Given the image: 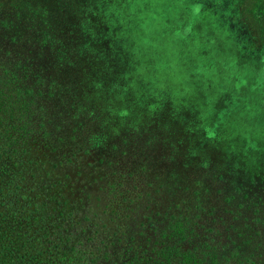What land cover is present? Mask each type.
Here are the masks:
<instances>
[{
	"label": "rangeland",
	"instance_id": "374dc122",
	"mask_svg": "<svg viewBox=\"0 0 264 264\" xmlns=\"http://www.w3.org/2000/svg\"><path fill=\"white\" fill-rule=\"evenodd\" d=\"M53 17L91 36L89 58L58 75L81 97L63 107L77 130L59 131L72 188L142 249L151 238L264 264V0H0V50L43 49ZM41 32L42 46L28 37Z\"/></svg>",
	"mask_w": 264,
	"mask_h": 264
},
{
	"label": "trees",
	"instance_id": "16d2710c",
	"mask_svg": "<svg viewBox=\"0 0 264 264\" xmlns=\"http://www.w3.org/2000/svg\"><path fill=\"white\" fill-rule=\"evenodd\" d=\"M72 6L55 9L64 10L71 20ZM56 20L48 23L43 49L0 50V264H223L216 256L151 238L144 249L135 236L127 242L118 235L125 223L120 215L92 206L91 196L72 188L67 173L63 177L70 167L60 166L64 137L59 131L77 130L64 123V102L75 103L81 97L72 92L77 91L76 80H59L63 69L69 72L72 66L63 68L60 62L89 58L90 49L80 43L91 36L85 32L83 40L77 38L81 33L76 29L67 34L57 25L60 18ZM1 26L8 27V22L2 20ZM18 37L8 40H27ZM28 37L42 46V32ZM16 52L30 58L24 62L8 57ZM71 116L76 119L79 114ZM66 145L73 150L75 144Z\"/></svg>",
	"mask_w": 264,
	"mask_h": 264
},
{
	"label": "snow or ice",
	"instance_id": "6c2138e0",
	"mask_svg": "<svg viewBox=\"0 0 264 264\" xmlns=\"http://www.w3.org/2000/svg\"><path fill=\"white\" fill-rule=\"evenodd\" d=\"M177 3H184L185 0H176Z\"/></svg>",
	"mask_w": 264,
	"mask_h": 264
}]
</instances>
